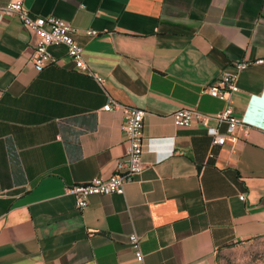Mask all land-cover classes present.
<instances>
[{"label":"crops","instance_id":"obj_1","mask_svg":"<svg viewBox=\"0 0 264 264\" xmlns=\"http://www.w3.org/2000/svg\"><path fill=\"white\" fill-rule=\"evenodd\" d=\"M22 1L69 23L104 82L61 46L36 71V37L0 15V264H218L220 250L264 238V0ZM241 61L253 63L231 100L251 126L236 140L212 146L202 127L172 124L179 108L220 111L203 90ZM111 100L146 113L144 168L80 211L66 188L110 176L127 148L122 111L102 109Z\"/></svg>","mask_w":264,"mask_h":264},{"label":"built area","instance_id":"obj_2","mask_svg":"<svg viewBox=\"0 0 264 264\" xmlns=\"http://www.w3.org/2000/svg\"><path fill=\"white\" fill-rule=\"evenodd\" d=\"M0 15L16 17L20 23L36 37V45L31 57V63L36 71H41L48 65H55L57 59L49 52L50 47H64L66 55L70 59L76 71L93 77L98 84L102 85L104 80L95 76L89 71L82 55V49L74 39V29L69 23L54 17H39L32 15L23 5L22 0H15L0 7ZM88 35L98 36L96 31H87ZM253 62L241 61L234 64L232 70L225 71L218 75L203 92L223 102V108L213 115L199 112L195 107L179 108L170 115L172 124L178 128H190L193 126L202 127L211 138L212 146H222L228 138L236 140L235 133L240 126H251L246 118L238 117L233 109L231 95L239 91V73L246 69ZM256 64H263L264 59L255 61ZM104 111L120 109L123 114L121 130L127 141V148L123 156L115 162L114 172L108 176H96L92 179L71 185L66 188V193L73 195L75 203L80 211L88 207V200L92 196L123 195L124 186L134 176L139 175L144 163L143 155V123L145 111L135 107L123 106L116 101H109L102 107ZM214 121L215 125H210ZM220 127H224V133H220ZM213 153H209L212 157ZM243 200L244 197L240 196ZM128 242L135 251L136 261H143V254L140 251V240L136 234L128 237Z\"/></svg>","mask_w":264,"mask_h":264},{"label":"rangeland","instance_id":"obj_3","mask_svg":"<svg viewBox=\"0 0 264 264\" xmlns=\"http://www.w3.org/2000/svg\"><path fill=\"white\" fill-rule=\"evenodd\" d=\"M217 256L218 264H264V238L224 248Z\"/></svg>","mask_w":264,"mask_h":264}]
</instances>
